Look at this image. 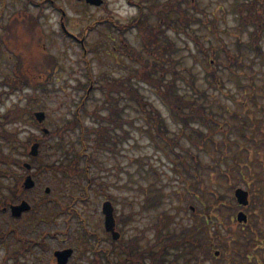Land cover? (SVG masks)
I'll return each mask as SVG.
<instances>
[{
	"label": "rangeland",
	"instance_id": "374dc122",
	"mask_svg": "<svg viewBox=\"0 0 264 264\" xmlns=\"http://www.w3.org/2000/svg\"><path fill=\"white\" fill-rule=\"evenodd\" d=\"M39 1L42 2L34 4L29 0H7L5 4L0 3V11H3L0 28L5 22L6 25L12 23L16 26L20 25L19 30L24 32L27 41L30 32L24 29V23L30 22L32 18L37 20L39 27L34 35L41 36L43 41L30 44V48L26 43L25 47L29 55V64L36 65L37 69L42 71L40 74H44L43 77L47 79H44L45 89L36 92V101L28 105V108L44 110L46 118L43 126L49 130H57L59 136L44 140V147H41L35 162L22 154V158L33 164V169L36 164H44L45 168L34 176L36 186L32 190L20 192L21 197H28L33 205L32 210L25 212L17 220L0 213V228L8 230L11 224L16 228L15 233H8L7 239L0 243V264H3L4 260L6 263H11L17 255L20 264H32V262L52 264L53 250L65 244L62 243L65 235L70 234L67 237L68 241L77 242L82 225L80 219L74 215L71 223L68 224L64 221L66 214L60 216L57 214L58 209L62 207L60 204L67 205L75 195L86 197L85 200L74 202L72 207L81 212L83 223L87 228L94 230L97 236L89 240L88 244H77L81 246L79 252L83 251L84 255L81 261H79L80 256L76 257L74 261L72 260V264H84V259L90 260V257L95 255L90 250L92 246H95L96 250L105 249L106 253L98 256L102 264H112V262L118 264L117 255L120 257L119 263L122 264L121 258L124 259L122 243L113 242L104 228L101 207L108 194L115 199L113 204L118 217L117 225L123 236L138 240V245L135 247L137 254L146 248L142 237L145 236L144 239L147 240L154 237L151 227L152 222L157 219V213L164 211L168 216L174 215L175 222L171 226L181 229L184 224L196 223L193 215H190L193 207L195 210H200L206 206L209 212L219 211L225 224L232 222V227L229 229L220 226V235L213 241L215 249L219 250L218 261L222 264L238 262L255 264L254 257L250 261L248 257H240L233 247L242 251L250 246L248 249L255 257L261 256L262 253L261 248H255L254 244L257 241L254 233L247 237L249 240L240 241L237 238L242 225L236 220V214L239 209H243L253 226L257 230L264 231L263 213L260 218L259 210L255 208L259 195L258 192L255 195L251 192L252 189H262L264 193L262 135L264 134V61L254 57L253 52H248L246 41L249 34L234 10L236 0H196L195 8H189V14L193 19L187 31L175 29L181 25L173 22L175 27H169L165 33L167 37H162L164 42L169 39L174 44L172 56L173 60H177L176 67L189 80L193 79L198 88L204 90L202 102L213 116V119L209 120L213 130L212 135L206 141L195 133L192 142L188 137L191 128H183L181 122L173 119L169 109L151 85L145 81H136L145 99L162 112L169 126L168 134L172 137V141L179 142L175 148L184 154L185 162L172 152V146L165 140L158 137L151 138L144 129L140 128L141 126L146 128L148 123L143 115L144 112L138 110L137 103L128 100L124 95H116L118 101L111 102L110 106L115 108L117 105L118 108L119 115L116 121L121 124L117 129L118 143L113 146L115 151L112 148H90L94 159L89 162L88 169L100 183L94 184L93 189L89 191L85 190L87 185L84 176L77 178L75 182H70L48 168V164L56 157L54 143L59 137L68 138L66 141L71 142L75 148L82 144L79 129L72 131L67 127L60 130L57 128L66 124L67 120L73 119L74 112L80 104L84 108L80 110V120L84 126L91 127L104 123L97 118V114L100 116L106 114L107 109L104 107L108 101L105 99L104 90L97 85L102 83L104 74L109 78L127 76L139 65L127 56L123 41L140 52L144 53L146 49L135 27H124L126 30L121 34L113 22L127 24L138 14L140 3L143 12L149 15V21L156 24L157 17L147 7L154 0H131V2L106 0L105 6L98 7L78 0H56L66 11V24L69 30L82 35L84 45L68 37L61 30V10L55 9L50 1ZM262 43L264 44V40ZM223 44L238 56L239 63H230L228 54L222 49ZM10 55V52L0 49L2 74L12 70L14 57L9 58ZM210 60L218 67L221 83H217L207 74V71L213 67ZM88 70L93 78L100 80L94 83V87L88 86ZM49 75H53L50 80H48ZM179 82L180 91L190 98L193 95L190 86L185 81L179 80ZM3 97L0 102V113L15 102L21 101L20 104H26L23 93H12ZM98 106L100 109L97 112ZM218 122L223 123L224 131L216 130ZM193 124L200 126L205 132L209 131L207 126L200 123ZM7 127L17 129L19 137L23 140L31 134L43 133L36 125L27 121L9 123ZM124 130L128 132L125 140H123ZM250 145H253L252 150L256 151L251 160L248 159ZM222 151L229 154L225 159L230 163V167L226 166L222 158L219 159ZM234 153L238 154V157H235ZM257 156H260L258 161L255 160ZM236 159L239 161L236 162ZM80 163L85 166L86 160L82 159ZM13 169L23 178L27 175V168L14 165ZM223 169L230 170L229 173L233 175L231 182H226V176L221 173ZM194 173L198 175L197 180ZM246 179L253 182L248 184ZM46 186H50L51 191L47 202L43 204L40 197L45 195ZM150 186L162 188V203L159 209L145 211L141 203L144 199V188ZM237 186L250 191V202L245 207L236 208L234 191ZM217 193L224 194L226 198L218 206L217 202L214 204ZM231 217L236 223L230 220ZM42 230L46 231L42 236L44 250L40 252L36 250L34 255H27L16 232L25 237L29 234L32 239L38 237L41 239L39 234ZM54 233L55 235H52ZM246 242L250 245L244 246ZM197 252L200 256L204 255L201 248H197ZM105 257H107L106 262ZM213 259L212 255H207L201 259V262L211 264ZM126 263L139 264L130 259Z\"/></svg>",
	"mask_w": 264,
	"mask_h": 264
},
{
	"label": "trees",
	"instance_id": "16d2710c",
	"mask_svg": "<svg viewBox=\"0 0 264 264\" xmlns=\"http://www.w3.org/2000/svg\"><path fill=\"white\" fill-rule=\"evenodd\" d=\"M139 5V16L133 18L131 23L128 24V27H137L146 49L143 53L128 43L126 46L127 56H129L132 61L139 63V65L134 67L132 73L127 76L109 78L104 74L102 83L97 85L101 90H104L105 99L108 101L104 107L107 109L106 114L102 116L97 114V118L104 123L91 127L84 126L80 120V110L84 108L80 104L82 107L79 105L74 113V118L67 120L66 124L57 128L60 130L65 127H67V129H75L76 126L79 127L81 129L80 136L83 137L81 140L82 145L75 148L71 142L66 141L68 138L59 137L55 142L54 150L56 152V157L49 165L50 169L54 173L60 172L72 177L78 175L82 178L81 176H84L86 184L90 189H93L94 184H99L100 182L88 169L89 162L94 159L89 147L110 149L118 143L117 129L118 126H121L120 122L116 121L119 115L118 108L117 105H115V108L110 106L111 102L115 101L114 103H116L118 101L116 95H124L128 97V100L137 103L139 105L138 110L144 112L143 115L148 123L146 128L142 126L140 128L144 129L151 138L158 137L165 140L168 145L172 146V152L178 156L181 161L185 162L184 154L177 151L175 148L179 145V142L177 140L172 141V137L168 134L169 126L162 112L155 107L152 102L145 99L136 81H145L151 85L154 92L162 99L163 103L169 109L173 119L177 122H181L183 128H191L188 137L192 142H194L193 137L195 133L203 140L207 141V138H209L213 132L211 124L209 123V120L213 119V116L210 115L212 112L206 110L202 102V96H204L205 93L204 90L198 88L193 79L189 80L186 75L176 67L177 60H173L172 56L175 49L174 44L171 43L169 39L165 42L162 39V37H167L165 33L169 27H175L173 22H176V25H181L180 27H175V29L180 28L178 30L183 32L187 31L193 19L189 14V8H195L196 0H154L151 4H148V7L150 12L157 16L158 22L156 24H152L149 21V15L144 13L142 5ZM234 10L237 12L239 20L244 28L248 30L249 38L246 41L248 52H253L254 57L264 61V44L262 43V40H264V0H236L234 3ZM196 19L200 20V18ZM113 23L118 31L123 34L125 25L117 24L116 22ZM30 24L32 30L28 31L30 34L27 36V41L23 35L24 32L19 30H16L13 36L9 35L6 36L7 38L1 40L2 42H6L7 47L10 48L15 58L12 70L5 74H2V71H0V102L3 100V96H9L16 92H23L25 88L30 89V91H27V94H25L26 104H20L19 102L21 101L15 102L0 113V190H2V184L4 182L2 178L11 176L14 178V185L9 189L17 193L16 197H18V193L22 188L23 177L17 175L12 165L17 164L20 167L23 166L22 163L25 159L22 158V154L27 156L29 152V142L33 141L35 138L38 139V136L31 134L28 138L23 140L19 137L17 129L8 128L7 124L25 122L31 119L34 121L32 114L33 109L28 108V105L36 101L37 97L35 95L39 89H45L43 87L45 83L44 79H47V77H43L44 74H40L42 71L38 70L36 65H32V63L29 64V55L25 47L26 43L30 48V44L43 41L41 36L35 37L34 35L38 26L37 20L32 18ZM238 44L240 43L238 42ZM222 49L228 54L231 64L234 62L239 63L240 59L238 56L232 53L225 44L222 45ZM49 59L50 58H48V60ZM210 64L213 67L207 71V74L212 76L217 83H221V77L217 72L218 67L214 66L211 60ZM88 74L89 85H87H93L92 87H94V83H98L100 80L93 78L89 70ZM52 76L53 75H49L48 80H50ZM179 80L185 81L190 86L193 93L190 98L180 91ZM99 109L98 106L97 112ZM193 123H200L203 126H207L209 131L205 132L200 126L194 125ZM216 130H225L222 122H218ZM124 131L123 140L128 137L127 130ZM56 135L59 136L57 130H51L49 134H43L42 138L46 139L48 137H55ZM262 135L264 137V134ZM253 136H255V134H253ZM89 140H91V143H89ZM214 141L217 142L216 139H214ZM232 141L233 140H230V142ZM112 149L114 151L116 150L114 148ZM248 149V159L251 160L255 156L256 151L252 150L254 149L253 145L248 146ZM221 153L219 159L222 158L226 166L230 167V163L225 159L229 154L225 151ZM234 156L238 157V154L234 153ZM82 159L87 161L85 166L80 163ZM258 159H260V156H257L255 160L258 161ZM238 161L239 160L236 159V162ZM43 166L44 165L39 166L38 170L43 168ZM38 170L36 171L38 172ZM229 171L230 170L226 169L221 171V173L226 176V182H230L233 178V175L230 174ZM240 172L243 173L242 170H240ZM195 176L197 180L198 175L195 174ZM245 181L248 184L253 182V180L249 179ZM251 192L253 195L257 192L258 195L264 194L262 189H252ZM111 197L112 199L114 198L113 196ZM162 197L163 193L161 187L150 186L144 188V199L141 203L142 209L145 211L152 208L159 209L162 203ZM224 200H226L224 194H215L214 204L217 202L218 206L220 203L222 204ZM256 204L260 208L259 216L261 217V213H263L264 216V195L261 199L259 198L257 200ZM181 209L186 210L187 208L181 207ZM261 209L263 212H261ZM190 215L194 217V221L196 222L194 225L184 224L181 229H175L171 226L175 222L174 215L168 216L164 211L158 213L157 220L153 224L159 244V254H157L158 263L204 264L203 261L201 262V259H203L204 256L212 255L214 259L211 264H222L218 261L213 252L215 247L213 241L218 239L220 235V226L226 229L232 227L231 218V223L228 222L225 224L220 212H209L208 207L201 208L200 210H191ZM250 230L254 232L255 240H259L261 232L255 227L244 229L243 232L246 234L241 237L249 240L247 237L251 235L248 234ZM197 248H201L204 255L200 256L197 252ZM117 259L116 262L120 264V257L118 255ZM100 262V259L93 261L94 264H99ZM3 264H20L18 255L11 263H6V260H4ZM112 264L117 263L112 262Z\"/></svg>",
	"mask_w": 264,
	"mask_h": 264
},
{
	"label": "flooded vegetation",
	"instance_id": "af4514ba",
	"mask_svg": "<svg viewBox=\"0 0 264 264\" xmlns=\"http://www.w3.org/2000/svg\"><path fill=\"white\" fill-rule=\"evenodd\" d=\"M29 1L33 2L34 4H39V3L42 2V1H39V0H29ZM43 1H45V0H43ZM47 1H50V3L52 4V6L55 9L61 10V17H60V19H62V17H64V14H65V10L63 9V7L58 2H56V0H47ZM78 1L79 2H83L85 4H88L90 6H93V5L89 4V3H87L86 0H78ZM6 2H7V0H0V3L1 4H5ZM25 4L27 6V2H25ZM2 15H3V11L1 10L0 11V22H1V16ZM0 30H2V27L0 28ZM76 35L77 36H81L78 32L76 33ZM0 195H5V192H1ZM71 201H73V202H71ZM79 201H80L79 198H75V196H73L71 198V200H70V203H68L67 205L66 204L63 205L61 208L58 209L57 214L59 216L62 215V214H66V216L64 218V221L66 223H68V224L71 223L72 217L75 215V216H77L80 219L79 221H81V224H82L84 218H83V216H78V214H77V213H81V212L78 211L75 207H72V205H73L74 202H79ZM12 203H14V201H12V202L10 201L9 205H11ZM2 209L4 210V212H7L8 214L10 213V208H8L6 206H2ZM42 220L43 219H40V221H42ZM109 233H107L108 234V237L110 235ZM40 235H42V233H40ZM153 235H154V237L151 240L144 239V238H146L145 236L142 237L144 243H146L145 244V247L146 248L144 250H142L139 254H137V252L135 251V249H130V245H129V241H128L129 237L123 238V240L121 241V243H122L121 244V249H122V253L124 254V259L121 258L122 264H127L126 262H128V259H130L132 262L137 261L139 264H144V262L146 264H156V262L154 261V257L158 254L159 246H158V240H157V238L155 236L156 234L154 232H153ZM86 236H92V238H93V237L97 236V234H96V232L94 230H90L89 231V228H87V227L86 228H83L82 225H80V233L78 235L77 242H75L74 240H73V242H70V241H68L67 238H64L62 240L63 243H65V244H63L60 247V249L71 247L74 250L73 255L69 258L68 264H72V260L74 261V259L76 257H79V256H80V260L79 261L82 260V256L84 254H83V251H80L79 252V250H81V246H79L77 244H86L89 240H92V238H85ZM1 237H2V239L5 238V232H3L1 234ZM33 243H35L36 250H38L39 252L42 250L43 240L42 239H38V238L32 239V237H30L29 234H27V255H30L31 250H32L31 245ZM94 247L95 246H92L90 248V250L95 255L91 256L90 257V260L89 259H84L83 260L84 261V264H93L92 263V260L93 259H95L98 256H101L102 253H106V251H105L104 248H101V249H98L97 248V250H96ZM248 248L249 247H246L245 250H242L241 251V249H239V248H236L235 249V247H234L233 250L235 252H237L239 254V256L243 252L244 253L246 252L247 253V256L250 258L249 260H251L252 257H253L252 256V252ZM255 248H261L262 249L261 250V252H262L261 253V256H256L255 264H264V245L262 243V240L260 242H256L255 243ZM108 249L109 248H107V250ZM105 262H106V259H105ZM54 264H57L56 263V260H54Z\"/></svg>",
	"mask_w": 264,
	"mask_h": 264
},
{
	"label": "water",
	"instance_id": "95a60500",
	"mask_svg": "<svg viewBox=\"0 0 264 264\" xmlns=\"http://www.w3.org/2000/svg\"><path fill=\"white\" fill-rule=\"evenodd\" d=\"M87 2L95 4V5H100L103 3V0H87ZM35 116L39 121H42L45 118V112L44 111H37L35 113ZM47 132L48 130L45 129ZM38 143H34L32 145L30 153L32 155H36L38 152ZM28 168H30V164L26 163L25 164ZM35 184V181L31 177V175H28L24 181V186L26 188L33 187ZM50 189L47 188V191ZM237 200L240 204H247L248 203V195L249 192L243 188H237L235 191ZM30 208V205L27 203V201H22L20 204H16L13 206V214L16 216L21 215L22 211L27 210ZM103 212L105 214V226L108 230H110L113 234L114 238H118L120 236L119 232L115 230V216H114V208L111 203V201H105L103 204ZM239 221H246L247 220V215L243 212L240 211L237 216ZM72 250L71 249H64V250H59L56 251V256L60 264H66L68 261L69 256L71 255Z\"/></svg>",
	"mask_w": 264,
	"mask_h": 264
}]
</instances>
